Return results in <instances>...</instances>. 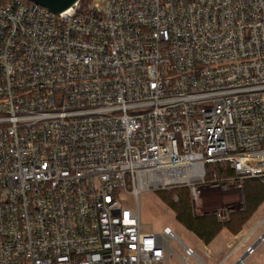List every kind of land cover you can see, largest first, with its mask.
<instances>
[{
    "label": "built area",
    "instance_id": "1",
    "mask_svg": "<svg viewBox=\"0 0 264 264\" xmlns=\"http://www.w3.org/2000/svg\"><path fill=\"white\" fill-rule=\"evenodd\" d=\"M220 162L264 182V0H0V264H169L137 195Z\"/></svg>",
    "mask_w": 264,
    "mask_h": 264
},
{
    "label": "rangeland",
    "instance_id": "2",
    "mask_svg": "<svg viewBox=\"0 0 264 264\" xmlns=\"http://www.w3.org/2000/svg\"><path fill=\"white\" fill-rule=\"evenodd\" d=\"M200 198L197 201L191 199V205L195 214H205L209 212L224 213L239 210L243 206L241 197V188L237 185L228 186L227 184L219 186L215 183L201 184ZM169 191L171 188L163 189ZM161 190V191H163ZM159 191L142 190L137 195V203L139 208V221L141 229L145 231L161 232L164 226H169L175 235L179 238L178 241L170 240V247L178 253V258L170 256L169 264H201L197 258L186 257L182 248V243L194 249L196 255L203 259V256L197 251V246L202 241L191 231L184 228L176 219L175 212L159 197ZM192 197V196H191ZM172 200L176 201L177 196L173 195ZM122 203L127 207H135L133 197L128 194H122ZM264 201L258 208L257 214H264ZM247 224L249 227L255 220ZM264 218V217H263ZM262 218V219H263ZM223 229L221 233L226 232Z\"/></svg>",
    "mask_w": 264,
    "mask_h": 264
},
{
    "label": "trees",
    "instance_id": "3",
    "mask_svg": "<svg viewBox=\"0 0 264 264\" xmlns=\"http://www.w3.org/2000/svg\"><path fill=\"white\" fill-rule=\"evenodd\" d=\"M209 168L210 166L208 171ZM215 171L217 178L226 180L228 186L235 184L234 180L229 179L234 176V172L227 162L216 164ZM210 176L209 172L208 178ZM240 188L242 208L227 213L221 211L195 214L191 205L192 197L187 187H172L169 191L160 190L158 194L160 199L175 212V219L184 228L196 235L200 241L208 244L223 228L233 234L238 233L264 201V182H261L259 178L244 179ZM173 195L177 196L176 201L172 200Z\"/></svg>",
    "mask_w": 264,
    "mask_h": 264
},
{
    "label": "crops",
    "instance_id": "4",
    "mask_svg": "<svg viewBox=\"0 0 264 264\" xmlns=\"http://www.w3.org/2000/svg\"><path fill=\"white\" fill-rule=\"evenodd\" d=\"M260 205L238 233L233 234L223 228L227 231L221 233L219 238L217 236L223 229L208 244L201 242L197 246V251L203 256L201 259L197 254L201 264H237V259L244 253L246 246L255 243L264 230V224H259L264 214H257ZM254 217H256L254 222L247 227ZM245 262L246 264H264V240L254 244V251L246 256Z\"/></svg>",
    "mask_w": 264,
    "mask_h": 264
},
{
    "label": "water",
    "instance_id": "5",
    "mask_svg": "<svg viewBox=\"0 0 264 264\" xmlns=\"http://www.w3.org/2000/svg\"><path fill=\"white\" fill-rule=\"evenodd\" d=\"M33 1L54 13L61 12L72 6L77 0H30Z\"/></svg>",
    "mask_w": 264,
    "mask_h": 264
}]
</instances>
